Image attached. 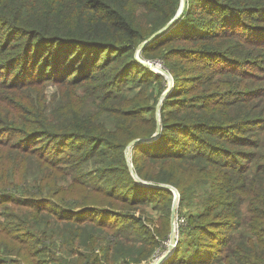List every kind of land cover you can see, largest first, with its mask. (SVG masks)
I'll return each mask as SVG.
<instances>
[{"label":"trees","instance_id":"obj_1","mask_svg":"<svg viewBox=\"0 0 264 264\" xmlns=\"http://www.w3.org/2000/svg\"><path fill=\"white\" fill-rule=\"evenodd\" d=\"M181 5L0 0V264H148L168 187L163 264H264V0H186L140 51L159 125L136 53Z\"/></svg>","mask_w":264,"mask_h":264},{"label":"water","instance_id":"obj_2","mask_svg":"<svg viewBox=\"0 0 264 264\" xmlns=\"http://www.w3.org/2000/svg\"><path fill=\"white\" fill-rule=\"evenodd\" d=\"M185 4H186V0H182L181 8L179 9V11H178L177 15L175 16V18H173L163 29H161L159 32L155 33L154 36H152L149 40L145 41L138 48V51L136 53V58L141 63H143L145 66L149 67L150 69H152V70L158 69V70H162V72H165L164 69H162V67L159 64H154L152 62L144 61V60L140 59V57H139L140 51L147 45L148 42H150L152 39H154L158 34L162 33L163 31L167 30L168 28H170L177 21V19L180 17V15L182 14V12L185 9ZM171 82L173 84L172 77H171ZM168 89L163 93V95H162V97L160 99V102L158 104L156 117H157V120L159 122V125H160V107H161V104H162L164 98H166L168 96L169 92H170ZM159 125H158L157 132L151 138H148V139H136V140L132 141L129 144V146L127 147V150H126V160H127V164H128L129 170L131 171V173L133 174L134 178L138 182H142V181L134 173L133 164H132V160H131V148H132V146H134L137 143H140V142H149V141L155 140L159 136V131H160ZM168 188L174 194V202H173L172 211H171V232H170V240H169L168 251L165 252L161 257L157 258V260L153 261L151 264H163L166 260L169 259L170 254H171V251H172V248H174V246L177 244V232H176V229H175V215H176L177 207H178L179 193L173 187H168Z\"/></svg>","mask_w":264,"mask_h":264},{"label":"rangeland","instance_id":"obj_3","mask_svg":"<svg viewBox=\"0 0 264 264\" xmlns=\"http://www.w3.org/2000/svg\"><path fill=\"white\" fill-rule=\"evenodd\" d=\"M154 71H158L159 73H161V74H163V75L166 76L167 87L169 88V89L168 88L167 89L169 91H171L173 89V84L171 82V77L168 75V73L165 70H164L165 72H162V70H158V69H156ZM131 151H132V148H131ZM131 160H132V153H131ZM151 215L152 216H155L156 214H151ZM181 219H184L185 220V218H183L182 216H180V214L178 213V207H177V212H176V215H175V229H176V232L177 233H179V230L181 231V227L183 226V224L180 221ZM168 243H169V241L167 243H164L162 252L161 253H157V257L153 261L157 260V258H159V257H161L163 255L164 251L167 250ZM173 253H174V251L171 252L170 257H171V255ZM152 262H149L148 264H151Z\"/></svg>","mask_w":264,"mask_h":264},{"label":"built area","instance_id":"obj_4","mask_svg":"<svg viewBox=\"0 0 264 264\" xmlns=\"http://www.w3.org/2000/svg\"><path fill=\"white\" fill-rule=\"evenodd\" d=\"M157 64H159V63H157ZM159 65L162 67L161 64H159ZM172 81H173V79H172ZM180 221H181V223H182L183 225L185 224V220H184V219H181ZM169 240H170V238H169ZM177 243H178V233H177ZM168 246H169V243H168ZM168 246H167V250H165L164 253L168 251ZM176 246H177V244L174 246V248H172V251L175 250ZM172 251H171V252H172ZM164 253H163V254H164Z\"/></svg>","mask_w":264,"mask_h":264}]
</instances>
